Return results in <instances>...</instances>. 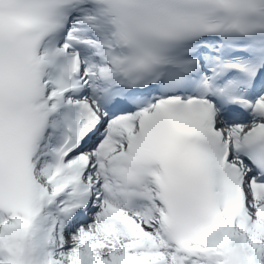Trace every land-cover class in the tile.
<instances>
[{"label": "snow or ice", "instance_id": "snow-or-ice-1", "mask_svg": "<svg viewBox=\"0 0 264 264\" xmlns=\"http://www.w3.org/2000/svg\"><path fill=\"white\" fill-rule=\"evenodd\" d=\"M0 264H264V0H0Z\"/></svg>", "mask_w": 264, "mask_h": 264}]
</instances>
